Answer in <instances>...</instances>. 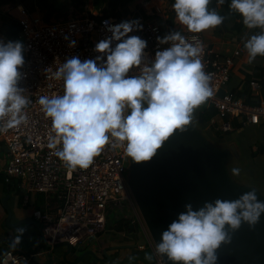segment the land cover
Instances as JSON below:
<instances>
[{"label": "clouds", "instance_id": "obj_1", "mask_svg": "<svg viewBox=\"0 0 264 264\" xmlns=\"http://www.w3.org/2000/svg\"><path fill=\"white\" fill-rule=\"evenodd\" d=\"M216 2L223 4L224 0ZM210 3L174 0L172 8L182 25L199 33L225 20L209 8ZM229 7L241 15L246 27L260 29L244 42L252 63L264 56V0H230ZM104 24L111 36L95 44L94 50L101 55L83 61L78 56L68 58L52 73L63 81V93L42 95L38 100L52 122L54 135L48 147L71 168H88L109 144L122 146L133 162L150 161L174 132L194 126L195 110L213 96L202 42H189L181 32L173 31L157 37L170 46L157 50L154 59L145 63L147 41L128 35L142 29L137 19ZM75 43L71 40L69 46ZM23 53L21 41L0 38V132L28 119L26 109L31 101L18 83ZM240 171L233 167L230 175ZM252 189L236 199L215 198L195 208L185 203L184 211L162 231L155 253L162 259L166 255L174 264H216V250L230 241V230L239 229L242 223L254 226L264 214V200ZM20 240L21 235L15 236L13 246ZM146 259L152 260V254Z\"/></svg>", "mask_w": 264, "mask_h": 264}, {"label": "built area", "instance_id": "obj_2", "mask_svg": "<svg viewBox=\"0 0 264 264\" xmlns=\"http://www.w3.org/2000/svg\"><path fill=\"white\" fill-rule=\"evenodd\" d=\"M165 4V0H145L140 9L125 18L101 15L100 19L83 17L58 22H47L41 12H29L22 5L16 7L18 15L15 17L21 25L25 59L19 69L22 76L18 83L25 89L31 103L26 109L27 122L0 132V142L7 149L3 174L8 183L17 180L24 192V207H30L32 196H45L44 207H33L32 215L41 226L44 242L51 249L62 243L75 248L96 238L107 229L109 209L122 208L124 203H128L133 211L131 224L139 225L155 252L128 186V162L123 147L106 145L88 168L69 167L55 154V149L48 147L49 137L54 135L52 122L38 100L42 95L63 93V81L55 79L52 73L68 58L78 56L83 61L101 55L94 50L95 44L111 36L104 21L117 24L137 19L142 29L128 35H138L147 41L144 62L150 63L157 50L170 46V43L162 44L157 39L173 32ZM10 14L13 15L12 10ZM177 24L178 31L189 42L200 41L205 45L203 61L205 70L212 75L213 85V96L207 100V110L213 109L216 114L207 128L222 135L250 126L264 129V98L257 103H249L226 91L236 60L244 49L238 47L231 54H224L214 49L201 32H190L186 26L181 27L179 20ZM0 38L9 41L5 35H0ZM71 40L76 41L74 47L69 46ZM250 88L258 91L261 86L252 81ZM222 90H225V95L220 94ZM25 258L23 252L11 248L0 256V264H21ZM156 264H164L157 254Z\"/></svg>", "mask_w": 264, "mask_h": 264}, {"label": "water", "instance_id": "obj_3", "mask_svg": "<svg viewBox=\"0 0 264 264\" xmlns=\"http://www.w3.org/2000/svg\"><path fill=\"white\" fill-rule=\"evenodd\" d=\"M220 94L225 95V90ZM241 159L236 142L211 140L196 121L185 131L174 132L150 161L137 163L127 156L128 186L154 246L160 241L162 231L184 211L185 203H192L195 208L215 198L232 200L252 188L257 189L258 199L264 200V192L259 187L230 175L231 166L236 167ZM8 211L11 216L12 212ZM131 228L141 232L138 224H131ZM230 236V241L216 250V264H264V214L254 226L242 223L239 229L230 230ZM146 244V239L141 240L140 245ZM60 247L67 248L66 259L72 247L62 243L55 248ZM86 255L99 259L89 251L75 263ZM162 262L174 264L166 255Z\"/></svg>", "mask_w": 264, "mask_h": 264}, {"label": "crops", "instance_id": "obj_4", "mask_svg": "<svg viewBox=\"0 0 264 264\" xmlns=\"http://www.w3.org/2000/svg\"><path fill=\"white\" fill-rule=\"evenodd\" d=\"M145 1V0H143ZM142 1V2H143ZM141 2V4H142ZM14 12H18L16 8L12 9V16L16 15ZM33 12H40V9L35 5ZM2 26L4 24V18L1 16ZM16 18V17H15ZM181 27H185L181 24ZM215 28L201 31L206 38L207 42L216 50L226 54H231L238 47L244 49V53L236 60V66L232 72L231 81L228 84L226 91L233 92L235 95L244 92L247 87V76L252 74L254 69L258 66H264L259 64L252 69L251 63L247 60V52L244 48V43H238L235 39L228 40L223 37L215 35ZM2 33V32H1ZM5 35V34H0ZM6 36V35H5ZM221 48H216V46ZM226 48L224 49V47ZM223 48V49H222ZM242 57V58H241ZM264 57V56H263ZM246 83V84H245ZM242 98V97H241ZM245 99V97H243ZM255 133V141L250 146V159L257 162V167L253 164L255 169L250 172L251 175H259L264 182V129L261 127L250 126ZM0 256L7 249H17L24 253L25 260L21 264H155L156 254L149 244L140 245L141 240L146 239L144 233H137L131 228V224L126 229H119L118 225L111 227L107 225L106 231L101 233L96 238L90 239L87 242L81 243L67 255L66 247L49 248L46 246L40 224L33 218V207L42 208L44 205L40 204V197L45 196L38 194L31 197V205L29 208L23 206L24 192L19 188L17 180H13L10 183L3 176L4 164L7 157V149L3 143L0 142ZM253 153L256 155L254 156ZM258 163H261L258 165ZM260 168V169H259ZM12 212L11 216L9 211ZM130 216V215H129ZM128 216V217H129ZM31 219L32 222H24ZM130 219V217L128 218ZM129 221V220H128ZM24 229V232L20 234L18 229ZM21 235L19 244L13 246V239L15 236ZM93 251L97 254L98 258L92 255H86L81 261L75 263L86 252ZM105 253L107 256H105ZM147 254H152V260L146 259Z\"/></svg>", "mask_w": 264, "mask_h": 264}, {"label": "trees", "instance_id": "obj_5", "mask_svg": "<svg viewBox=\"0 0 264 264\" xmlns=\"http://www.w3.org/2000/svg\"><path fill=\"white\" fill-rule=\"evenodd\" d=\"M142 1L143 0H93L92 3H90L92 8L89 9L86 7V1L74 0L73 6L78 9V11H74L73 8L70 9V4H64L62 0H0V14L4 18V24L1 32L5 34L9 40H21V25L19 21L10 14L12 9L20 5L24 6L29 12H33L35 5H37L47 22H58L65 21L73 17H92L100 19L101 15L125 18L133 13L136 9H140ZM173 3L174 0H167L165 7H168L167 11L169 13V22L172 31H178V19L174 9L172 8ZM229 5L230 0H224L223 4H217L216 0H211L209 8L216 9L221 15L225 17L224 22L221 25L215 27L214 32L216 36L223 37L228 40H232L238 36L236 39L239 41V35L244 33L246 26L243 23V18L241 15L235 10L231 9ZM252 81L258 82L261 86V89L258 91L251 90L250 83ZM246 82L247 84H245L247 87L245 91L236 94V96L242 98L245 97V101L249 103H257L261 101V99L264 98V66L256 67L252 74L247 76ZM212 112L213 114H211ZM214 114L215 111L210 110L207 112H198L197 117L199 118V122L203 129L207 127V123L214 116ZM208 134L216 141H225L227 136L216 133L213 130H208ZM253 155L255 156L256 154L253 153ZM40 200L41 201L39 205H45L44 197H40ZM116 224L118 225L119 229L123 230L126 229V227L129 228L131 222L125 219H120Z\"/></svg>", "mask_w": 264, "mask_h": 264}, {"label": "rangeland", "instance_id": "obj_6", "mask_svg": "<svg viewBox=\"0 0 264 264\" xmlns=\"http://www.w3.org/2000/svg\"><path fill=\"white\" fill-rule=\"evenodd\" d=\"M64 4H70V9L73 8V10H77L73 4H74V0H62ZM86 1V7H88L89 9L92 8L91 4L93 0H84ZM167 1V0H165ZM166 6V4H165ZM164 6V7H165ZM168 10V7H165V11ZM168 12V11H167ZM15 15H18V12H14ZM75 18V17H73ZM1 26H2V19L0 17V34L1 33ZM260 31L259 28H252L249 29L248 27H246V29L244 30V33L242 35H239L240 39L238 41V43H244L245 40L253 33H258ZM238 38V36H236ZM235 37V38H236ZM234 38V39H235ZM230 40V39H229ZM237 40V39H236ZM21 41L24 45V42L22 40H18ZM216 48H221L220 46H216ZM226 48V46L224 47V49ZM223 49V48H222ZM24 54V53H23ZM243 56V55H242ZM242 58V57H241ZM259 64L264 65V57L263 56H257L256 59L251 63V68L253 69L254 66H258ZM207 106H208V101H206L204 104L200 105L194 112V119L195 121L198 123V125L202 128V125L199 122V118L197 117L198 112L200 111H204L207 112ZM210 111H214L213 109H211ZM213 114V112L211 113ZM216 114H214L215 116ZM213 116V117H214ZM209 123V122H208ZM207 123V124H208ZM204 130L206 131L207 135L210 137V135L208 134V128H204ZM257 135H255V133L253 132L251 127H247L245 129H242L241 131H237L234 133H231L229 135L226 136L225 141H220L217 140L218 142H236L241 150L242 153V159L240 161H238V165L236 167L240 168V174L236 175V179L238 181H243L246 182L250 185H254L259 187L263 192H264V182H262V178L259 175H251L252 173L250 172L252 169H255L257 166V162L255 160L252 161V159H250V146L252 145V143L255 141ZM211 140H215L212 137H210ZM216 141V140H215ZM2 156V153H0V157ZM253 164L255 165V168L253 166ZM261 163H258V165H260ZM233 167L231 166V169ZM260 169V168H259ZM130 215V216H129ZM130 219H128L129 217ZM133 216V211L130 208V206L128 205V203H124L122 205V208H116V209H109L108 211V220H109V225L111 227H113L114 225H116V223L120 220V219H125V220H131ZM131 222V221H130Z\"/></svg>", "mask_w": 264, "mask_h": 264}]
</instances>
